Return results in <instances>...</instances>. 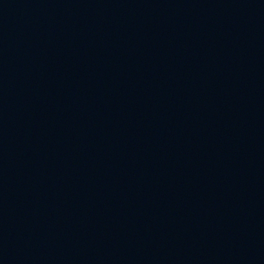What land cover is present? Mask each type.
Returning <instances> with one entry per match:
<instances>
[{"label": "water", "instance_id": "water-1", "mask_svg": "<svg viewBox=\"0 0 264 264\" xmlns=\"http://www.w3.org/2000/svg\"><path fill=\"white\" fill-rule=\"evenodd\" d=\"M0 264H264V0H0Z\"/></svg>", "mask_w": 264, "mask_h": 264}]
</instances>
